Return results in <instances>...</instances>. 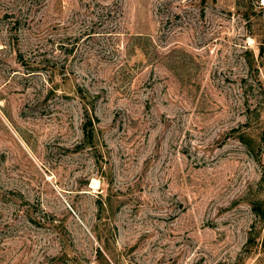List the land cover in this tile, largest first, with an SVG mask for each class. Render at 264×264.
I'll list each match as a JSON object with an SVG mask.
<instances>
[{"label":"rangeland","instance_id":"obj_1","mask_svg":"<svg viewBox=\"0 0 264 264\" xmlns=\"http://www.w3.org/2000/svg\"><path fill=\"white\" fill-rule=\"evenodd\" d=\"M262 213L264 0H0V264H264Z\"/></svg>","mask_w":264,"mask_h":264},{"label":"trees","instance_id":"obj_2","mask_svg":"<svg viewBox=\"0 0 264 264\" xmlns=\"http://www.w3.org/2000/svg\"><path fill=\"white\" fill-rule=\"evenodd\" d=\"M86 120L83 123L82 126V132L84 135V141L86 143L92 144V140H93V133H94V125L92 123V118L91 116H89V113L86 112ZM261 217H264V213L261 214Z\"/></svg>","mask_w":264,"mask_h":264}]
</instances>
